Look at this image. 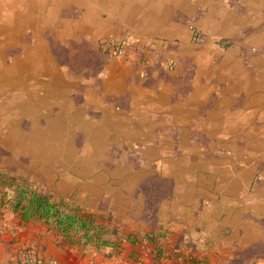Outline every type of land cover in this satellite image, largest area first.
Instances as JSON below:
<instances>
[{"label":"rangeland","instance_id":"1","mask_svg":"<svg viewBox=\"0 0 264 264\" xmlns=\"http://www.w3.org/2000/svg\"><path fill=\"white\" fill-rule=\"evenodd\" d=\"M72 4L62 8L59 17L67 23L72 22L71 26L68 25L70 31L63 33L65 26L56 27L52 23L40 33L38 41L40 48L45 47V55L49 56L57 69L44 57L40 62L50 64L45 71L35 64L24 66L21 63L23 59L26 61L25 49L33 47L35 42L30 28L25 31L26 39L23 41L8 34L14 30L11 27L7 31L0 28V210L21 216L17 203L22 201V204H28L30 196L22 198L21 192L37 193L50 198L61 209L73 210L88 218L95 229L102 227L100 232L104 240L120 243L119 248L115 249L97 248L96 241L94 244H84L82 238L79 242L81 233L75 231L71 233L76 242H68L65 234L56 226L38 215H31L27 222L47 227L46 233L51 232L58 251L76 252L70 259L68 257V264H96L97 258L109 259L115 251L136 253L138 263H145L146 257L154 264L157 260L167 264H264V216L256 219L262 232L255 240L250 239L248 233H240L232 239L225 238L239 226L229 223L224 226L221 238L211 240L201 236L202 223L199 218L204 210V199L194 195L193 191H183V185L190 179L187 175V179L182 177V173L185 174L183 170H187L182 167L190 162L177 161L181 156V138H171L173 143L170 145H174L163 148L159 142L131 143L129 135L133 132L130 133L128 127L121 130L112 128V117L115 121L117 117L127 118L130 109L127 96L122 100H112L110 96V89L116 82L113 77L107 81L110 76L106 69L110 62L125 56L136 66L147 68V72L154 67L160 68L159 74L163 78V62L160 61L163 59L157 56L154 62H150L149 54L156 50L142 45V42L135 40V36L89 33L85 32V28V31H79V22L84 21L81 20L83 9L74 5L69 10ZM85 23L83 25L86 26ZM196 33L202 38L195 37ZM191 35L192 43H204L205 35L201 31L193 27ZM105 42L125 44L124 50L121 54H114L103 45ZM167 66L171 71L175 69L173 60ZM105 83L108 85L107 91ZM188 89L182 90L185 98ZM43 99L49 103L39 108L37 103ZM114 101L116 107H121L120 113L113 110L117 108L111 107ZM59 121L61 124L50 125ZM35 131L39 134H34ZM48 133L50 140L45 146L35 149L33 145L42 141V135ZM37 135L41 137L33 139ZM64 152L66 155L62 156ZM178 167L182 169L178 177L171 175ZM261 170L255 175L249 174L248 179L244 180L251 185L248 192L251 196L246 200L250 209L253 194H261L259 191L255 193L253 188L260 182ZM182 193L190 199L193 209L197 206L192 217L194 222L185 213L192 210L176 209V204H180L184 197H181ZM251 215L255 216L254 213ZM177 220L184 222L183 230L174 233L170 228Z\"/></svg>","mask_w":264,"mask_h":264},{"label":"crops","instance_id":"2","mask_svg":"<svg viewBox=\"0 0 264 264\" xmlns=\"http://www.w3.org/2000/svg\"><path fill=\"white\" fill-rule=\"evenodd\" d=\"M74 5L83 9L85 32L135 36L156 50L149 54L150 62L157 56L163 59V78L160 68L147 72L125 56L110 62L107 81L112 77L116 81L110 96L112 100L127 96L130 109L127 118L115 121L112 117V128L128 127L133 132L131 143L159 142L163 148L174 145H170L171 138H181L177 161L190 162L182 167L187 168L182 177L190 179L183 191L204 199L201 236L221 238L229 223L239 226L231 232L224 230L230 232L225 238L248 233L250 239H258L262 230L256 219L264 216V0H76L68 9ZM193 27L205 35L203 44L192 43ZM171 60L175 63L172 71L167 66ZM186 88L185 98L182 90ZM115 104L111 107L120 113L121 107ZM260 168V182L253 188L261 194L252 193L250 209L246 200L251 185L244 180ZM181 171L178 167L171 175L178 177ZM181 197L176 209L192 210L185 213L194 222L197 206L193 209L190 199L183 193ZM4 212L30 240L40 239L47 258L68 264V257L76 253L58 251L47 227ZM183 223L177 220L170 230L181 232ZM10 249L0 240V264ZM137 256L115 251L109 259L97 258L96 264H154L146 257L145 263H138Z\"/></svg>","mask_w":264,"mask_h":264},{"label":"bare ground","instance_id":"3","mask_svg":"<svg viewBox=\"0 0 264 264\" xmlns=\"http://www.w3.org/2000/svg\"><path fill=\"white\" fill-rule=\"evenodd\" d=\"M96 1V0H95ZM52 2L54 3V8H51V4ZM76 2V0H0V27L4 28V27H11L10 29H14L9 31V35L10 36H15L16 40L18 41H23L24 39H26V33L25 31L30 28L31 31H33L34 33V45L33 47H29L25 49V54L27 56H29L28 59H26V61L23 59L21 61L22 64L27 65H33L35 64L38 67H42L40 68L41 71H45L48 66L50 65L49 62H40L41 59L46 58L48 59V61H50L49 56L45 55L47 52L45 47H41L40 48V33L46 31V29H48L52 23L55 24L56 27H64L66 30L63 31L68 33L70 30L69 26L72 25L71 21H68V23L66 22V20L60 19V13H61V9L62 8H66L67 5ZM83 3V2H82ZM81 3V4H82ZM84 4V3H83ZM101 5V4H100ZM94 8V7H93ZM53 9V10H52ZM4 16H6V19H4ZM88 16V15H87ZM3 17V18H2ZM92 17V16H91ZM90 17V18H91ZM86 18V17H85ZM84 20V19H83ZM95 21V20H94ZM82 22V21H81ZM79 22V28L82 31H84V28L86 26H82L83 24ZM74 24V23H73ZM86 24V23H85ZM90 24V23H88ZM69 25V26H68ZM74 26V25H73ZM76 27V26H75ZM72 29V28H71ZM79 30V31H80ZM24 33V34H23ZM72 34V33H71ZM70 34V35H71ZM4 38V37H3ZM12 41L13 39L10 38ZM38 42V43H37ZM39 45V46H38ZM51 58V57H50ZM22 59V58H20ZM1 62V61H0ZM53 61H50V63H52ZM1 65V64H0ZM51 66H54V68L57 69V67L55 66V63H52ZM8 67V66H7ZM50 67V66H49ZM2 68V67H1ZM5 68V67H4ZM16 68V67H15ZM17 69V68H16ZM60 69V68H59ZM29 70V69H28ZM34 70V69H33ZM39 70V71H40ZM2 71H4L2 69ZM1 71V72H2ZM22 71V70H21ZM38 71V72H39ZM5 72V71H4ZM13 72V71H12ZM17 72V71H16ZM20 72V71H19ZM23 72V71H22ZM26 72V71H25ZM28 72V71H27ZM10 73V71H9ZM43 73V72H42ZM19 74V73H18ZM4 75V73H3ZM9 74H7L8 76ZM14 75V74H13ZM21 75V73H20ZM41 75V74H40ZM39 75V76H40ZM10 76V75H9ZM8 76V77H9ZM33 76V75H32ZM35 76V75H34ZM61 76V75H60ZM38 76H35V78H37ZM44 77H47L44 75ZM55 77V76H54ZM16 78V77H15ZM32 78V77H31ZM17 79V78H16ZM63 79V78H62ZM71 79V78H70ZM22 80V79H21ZM23 81V80H22ZM32 81V80H30ZM35 81V80H34ZM50 81V80H49ZM29 82V80H28ZM63 82V81H62ZM70 82V81H69ZM9 84V83H8ZM37 84V83H36ZM15 85V84H14ZM44 85V84H43ZM73 85V83H72ZM75 85V84H74ZM42 86V85H41ZM57 86V85H56ZM66 86V85H65ZM13 87V86H12ZM28 87V86H27ZM53 88H55L54 86H52ZM59 87V86H58ZM16 88V86H15ZM29 88V87H28ZM45 88V87H44ZM47 89V88H46ZM63 89V88H62ZM68 89V88H67ZM2 90V89H1ZM53 91V90H52ZM48 92V91H46ZM29 93V92H28ZM59 93V92H58ZM24 94V93H23ZM32 94V93H31ZM37 94V93H36ZM46 94V93H45ZM61 94V93H59ZM48 96V95H47ZM66 97V96H65ZM34 98V97H33ZM63 98V96H62ZM18 99V98H17ZM36 99V98H35ZM38 99V98H37ZM51 99V98H50ZM5 101V100H3ZM36 101V100H35ZM7 102V101H6ZM49 102L47 99H43L40 100L37 104H39V108H41L43 105H47ZM63 103V101H62ZM72 103V102H71ZM31 104V103H30ZM50 105V104H49ZM53 105V104H52ZM61 105V104H60ZM30 107V106H29ZM32 107V106H31ZM61 107V106H60ZM64 107V106H63ZM62 107V108H63ZM76 107V106H75ZM27 108V107H26ZM35 108V107H34ZM45 108V107H44ZM58 108V107H57ZM55 109V108H53ZM82 109V108H81ZM6 110V109H5ZM16 110V109H15ZM32 110V109H31ZM64 110V109H63ZM68 110V109H67ZM78 110V109H76ZM33 111V110H32ZM31 111V112H32ZM37 111V110H36ZM42 111V110H41ZM40 111V112H41ZM46 111V110H45ZM60 111V110H59ZM9 112V111H8ZM7 112V113H8ZM72 112V111H71ZM85 112V111H84ZM11 113V112H10ZM20 113V112H19ZM25 113V112H24ZM28 113V112H27ZM26 113V114H27ZM42 113V112H41ZM50 113V112H49ZM60 113V112H59ZM73 113V112H72ZM76 113V112H75ZM74 113V114H75ZM29 114V113H28ZM46 114V113H45ZM67 114V113H66ZM10 115V114H9ZM16 115V114H14ZM18 115V114H17ZM22 115V114H21ZM32 115V114H31ZM38 115V114H37ZM1 116V115H0ZM6 116V115H5ZM27 116V115H26ZM39 116V115H38ZM45 116V115H44ZM51 115H49L50 117ZM25 117V116H24ZM42 117V116H41ZM46 117V116H45ZM57 117V116H56ZM55 117V118H56ZM59 117V116H58ZM64 117V116H63ZM71 117V116H70ZM84 117V116H83ZM51 118V117H50ZM49 118V119H50ZM31 119V118H30ZM34 119V118H33ZM32 119V120H33ZM54 119V118H53ZM5 120V119H4ZM8 120V119H6ZM93 120V119H92ZM16 121V120H15ZM18 121V120H17ZM50 121V120H49ZM66 121V120H65ZM69 121V120H68ZM80 121V120H79ZM82 121V120H81ZM19 122V121H18ZM73 122V121H72ZM37 123V122H35ZM70 123V122H69ZM83 123V122H82ZM91 123V122H90ZM115 123V122H114ZM49 124V123H48ZM52 124H61V121L57 122V123H50V125L52 126ZM75 124V123H74ZM85 124V123H84ZM11 125V124H10ZM16 125V124H15ZM67 125V124H66ZM93 125V124H91ZM100 125V124H99ZM48 127V128H51ZM69 126V125H68ZM80 126V125H79ZM84 126V125H83ZM97 126V125H96ZM7 127V126H6ZM53 127V126H52ZM71 127V126H70ZM78 127V126H77ZM94 127V126H93ZM15 128V127H14ZM55 128V127H54ZM62 128V127H61ZM88 128V127H87ZM122 128V127H121ZM1 129V128H0ZM17 129V128H16ZM67 129V128H66ZM89 129V128H88ZM84 130V129H83ZM91 130V128H90ZM111 130V129H110ZM71 131V130H70ZM46 132V131H45ZM107 132V131H106ZM38 133L37 131L34 132ZM43 132H41L42 134ZM115 133V132H114ZM39 134V133H38ZM52 134V132H51ZM87 134V133H86ZM18 135V134H17ZM21 135V134H20ZM59 136V135H58ZM67 136V135H66ZM41 136L38 137L34 136L33 139H37L40 138ZM42 141L40 142H36L33 146H35L34 148L37 149L39 146H45V143H47L48 139L51 138L50 134H44L42 135ZM65 138V137H64ZM50 140V139H49ZM56 140V139H54ZM66 140V139H65ZM69 140V139H68ZM98 140V139H97ZM32 141V140H31ZM65 142V141H64ZM33 143V142H32ZM70 143V142H68ZM32 145V144H31ZM61 145V144H60ZM68 145V144H66ZM96 145V144H95ZM69 146V145H68ZM91 146V145H90ZM61 147V146H60ZM67 147V146H66ZM43 149V147H42ZM64 149V147H63ZM91 149V147H90ZM99 149V148H98ZM94 150V149H93ZM62 151V150H61ZM60 151V152H61ZM74 151V150H73ZM72 151V152H73ZM88 151V150H87ZM92 151V150H91ZM96 151V150H95ZM45 152V150H44ZM44 154V153H42ZM60 154V153H59ZM66 153L64 152L62 154V156H65ZM68 158V157H66ZM70 159V158H69ZM82 159V158H81ZM63 161L65 159H62ZM71 160V159H70ZM69 160V161H70ZM77 160V159H76ZM94 160V159H93ZM81 162V161H80ZM85 165V164H84ZM88 166V165H87Z\"/></svg>","mask_w":264,"mask_h":264},{"label":"trees","instance_id":"4","mask_svg":"<svg viewBox=\"0 0 264 264\" xmlns=\"http://www.w3.org/2000/svg\"><path fill=\"white\" fill-rule=\"evenodd\" d=\"M20 195L22 198H27L30 195L28 197V204H22V201L17 203L18 210H20L23 219L28 220L31 215H38L40 219H45V221L53 224L62 231L68 242H76L71 233L75 231L76 233H81L78 240L81 242L82 238H84V244H89L90 242L94 244V241H96L97 248H119L120 243H112L103 239L102 233L100 232L102 227L95 229L88 218L78 215L75 211L61 209L50 198L37 193L32 194L28 191H22Z\"/></svg>","mask_w":264,"mask_h":264},{"label":"built area","instance_id":"5","mask_svg":"<svg viewBox=\"0 0 264 264\" xmlns=\"http://www.w3.org/2000/svg\"><path fill=\"white\" fill-rule=\"evenodd\" d=\"M195 37L202 38L198 33ZM124 45L104 43L114 54H121ZM15 223L7 217L4 210H0V240L7 242L11 248L7 252L6 261L1 264H60L56 259L45 256L46 250L40 239L30 240L22 230L17 229Z\"/></svg>","mask_w":264,"mask_h":264}]
</instances>
